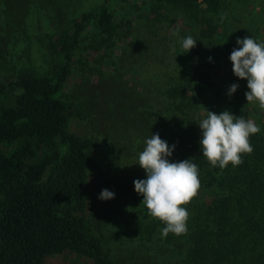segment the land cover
I'll use <instances>...</instances> for the list:
<instances>
[{"label": "trees", "instance_id": "1", "mask_svg": "<svg viewBox=\"0 0 264 264\" xmlns=\"http://www.w3.org/2000/svg\"><path fill=\"white\" fill-rule=\"evenodd\" d=\"M110 1L101 0L52 40L48 73L20 70L0 76V145L5 146L0 148V264H43L67 251L94 264H115L89 211L90 140L75 129V112L60 94L90 27L99 45L123 36L125 22L116 19ZM160 1L186 14L197 40L188 52L179 48V73L162 94L172 116L162 114L157 123L161 139L175 145L170 162L190 159L199 167L201 187L192 199L183 264H264V109L246 97L229 106L233 115L261 129L250 138L253 152L237 167H213L202 153L197 116L186 122L192 112L215 109L207 96L215 93L217 73L229 85L235 76L229 57L240 45L236 32L223 27L229 21L221 11L225 1ZM169 117L174 121L167 122ZM163 227L156 220L146 231Z\"/></svg>", "mask_w": 264, "mask_h": 264}, {"label": "rangeland", "instance_id": "2", "mask_svg": "<svg viewBox=\"0 0 264 264\" xmlns=\"http://www.w3.org/2000/svg\"><path fill=\"white\" fill-rule=\"evenodd\" d=\"M100 1L0 0V76L20 70L48 73L52 40ZM224 1L221 11L229 14L224 28L229 26L237 38L264 40V0ZM110 5L116 19L125 22L123 36L99 45L96 40L100 37L90 27L75 51L72 73L60 92L75 112V129L90 140L89 211L115 264H183L192 229L193 200L186 205L190 214L186 234L164 237L161 228L150 234L146 226L158 219L142 203L134 181L146 179L138 164L139 153L146 139L158 133V119L170 113L162 94L171 77L179 73L182 39L189 35L195 39V35L186 14L167 2L111 0ZM250 17L260 20L255 23ZM221 74L214 77L215 93L207 96L208 106L215 109L192 112L188 124L197 116L199 126L208 110L217 114L230 111L232 100L246 97V79L233 76L231 85L239 87L229 95L231 85ZM251 105L259 107L258 102ZM173 121L172 117L167 120ZM103 189L113 192L114 198L100 199ZM43 264L94 262L67 251L46 258Z\"/></svg>", "mask_w": 264, "mask_h": 264}, {"label": "clouds", "instance_id": "3", "mask_svg": "<svg viewBox=\"0 0 264 264\" xmlns=\"http://www.w3.org/2000/svg\"><path fill=\"white\" fill-rule=\"evenodd\" d=\"M196 41L191 35L183 38L184 52L195 47ZM236 43L240 47L234 48L229 57L233 73L247 80V102H258L264 109V42L246 36L237 38ZM238 87L233 83L228 94L234 93ZM198 124L202 130L200 146L203 156L213 167L221 169L229 163L233 167L242 164L243 155L254 150L251 136L261 130L253 120L233 115L228 110L219 114L208 110L206 118ZM145 145L139 153L138 164L145 170L146 179L134 181L135 191L143 196L142 203L149 214L165 224L162 236L186 234L190 215L186 205L199 194L201 187L199 167L190 159L170 162L168 157L172 156L175 145L170 147L158 133L146 139ZM114 195L103 189L99 198L107 200Z\"/></svg>", "mask_w": 264, "mask_h": 264}, {"label": "built area", "instance_id": "4", "mask_svg": "<svg viewBox=\"0 0 264 264\" xmlns=\"http://www.w3.org/2000/svg\"><path fill=\"white\" fill-rule=\"evenodd\" d=\"M200 2L204 1V0H199Z\"/></svg>", "mask_w": 264, "mask_h": 264}]
</instances>
